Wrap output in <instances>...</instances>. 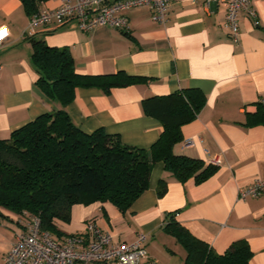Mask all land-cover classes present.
Here are the masks:
<instances>
[{
	"label": "crops",
	"instance_id": "0c3cea01",
	"mask_svg": "<svg viewBox=\"0 0 264 264\" xmlns=\"http://www.w3.org/2000/svg\"><path fill=\"white\" fill-rule=\"evenodd\" d=\"M252 1L257 19L240 15L236 43L224 27L226 7L215 1L171 0L166 25L153 20L150 8H137L128 12L126 32L100 27L87 33L75 22L31 29L21 0H0V27L6 25L10 32L0 49L1 139H9L43 114L65 109L84 133L102 129L125 145L149 150L163 127L145 114L143 101L194 88L205 95L206 103L198 118L183 127V141L174 153L206 164L212 158L222 160L202 184L178 181L159 162L149 189L126 213L109 202L75 205L71 222L57 223L64 233L59 240L85 234L87 223L93 221L117 243H131L138 234H146L145 264H185L187 249L165 230L172 215L215 253L222 255L234 242L246 240L253 252L250 264H264V196L239 199L241 190L264 179V121L258 106L264 99V0ZM58 7L57 0H45L39 11ZM33 39L69 49L79 74L124 73L143 81L108 92L78 88L63 108L37 85ZM163 181L167 191L159 197ZM29 220L28 214L0 209V264Z\"/></svg>",
	"mask_w": 264,
	"mask_h": 264
},
{
	"label": "trees",
	"instance_id": "16d2710c",
	"mask_svg": "<svg viewBox=\"0 0 264 264\" xmlns=\"http://www.w3.org/2000/svg\"><path fill=\"white\" fill-rule=\"evenodd\" d=\"M21 1L31 17L40 12L39 5L45 0ZM32 47L38 87L63 108L74 100L78 88L108 92L143 81L124 73L82 75L77 73L69 49L51 48L37 39L32 40ZM205 103V95L194 88L145 99V114L163 127L160 139L149 150L125 145L119 136L102 129L84 133L65 109L41 115L15 130L9 139L0 138V209L38 217L41 229L60 239L64 233L57 223L69 224L75 205L109 202L126 213L149 189L153 168L159 162L182 183L191 179L204 183L219 167L176 155L174 147L183 141V127L198 118ZM258 106L264 121V108ZM166 191L163 181L159 197ZM165 230L187 249L185 264H250L253 257L246 240L234 242L222 255L215 253L172 215Z\"/></svg>",
	"mask_w": 264,
	"mask_h": 264
},
{
	"label": "built area",
	"instance_id": "2783aa9c",
	"mask_svg": "<svg viewBox=\"0 0 264 264\" xmlns=\"http://www.w3.org/2000/svg\"><path fill=\"white\" fill-rule=\"evenodd\" d=\"M59 7L47 9L30 17L29 27H64L75 22L83 32H92L100 27L126 32L129 29L128 12L137 8H150L153 20L166 25L171 0H57ZM220 2L227 10L224 27L231 39L238 42L240 35L239 17L245 13L252 20L257 12L252 0H208ZM6 25L0 27V49L9 39ZM259 104L264 108V99ZM191 144V141H188ZM208 164L221 166L220 157L212 158ZM264 196V179L257 178L253 185L239 192V199ZM148 236L138 234L131 243H117L111 233L104 232L93 221L86 225V233L70 235L59 240L41 229L38 217H31L27 230L16 236L12 250L4 264H145L149 258Z\"/></svg>",
	"mask_w": 264,
	"mask_h": 264
}]
</instances>
